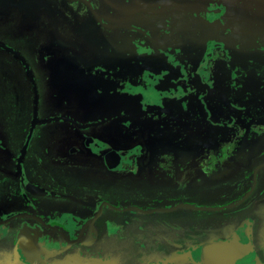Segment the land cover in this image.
I'll list each match as a JSON object with an SVG mask.
<instances>
[{"label": "flooded vegetation", "instance_id": "1", "mask_svg": "<svg viewBox=\"0 0 264 264\" xmlns=\"http://www.w3.org/2000/svg\"><path fill=\"white\" fill-rule=\"evenodd\" d=\"M13 1L38 13L40 55L0 40L30 84L14 89L0 61V264H199L220 242L264 264V21L225 0H149L164 1L150 21L98 0ZM86 10L124 33L92 38Z\"/></svg>", "mask_w": 264, "mask_h": 264}, {"label": "rangeland", "instance_id": "2", "mask_svg": "<svg viewBox=\"0 0 264 264\" xmlns=\"http://www.w3.org/2000/svg\"><path fill=\"white\" fill-rule=\"evenodd\" d=\"M13 0H0V40L3 41H9L15 46H17L19 49L23 50L27 55H40L39 47L40 44L38 43V34L39 33V26H38V13L36 11H29L27 6L25 4H16L17 1ZM25 1V0H24ZM28 1V0H27ZM101 2V5L98 4V9L101 14L103 13L102 9L105 10L106 14L108 17L113 19V16L116 17H121L123 16L122 12L124 9L128 8L130 6V13H132V10H142L140 11L141 14V19L145 16L148 17L149 21L152 19H157L156 18V13L158 9L154 10L152 7H154V4H159V3H164V1H156L152 2L149 0H141L140 2L136 0H98ZM12 2V3H11ZM138 3V5H137ZM153 5V6H152ZM33 8L38 9V3L35 2L33 5H31ZM140 18V17H139ZM143 20H145L143 18ZM78 23L82 25V29L84 30H89L85 33L90 35L92 38H97L98 40H103L107 38H114V39H119L117 36L119 34L122 35L124 33V30L122 28H115V29H108L104 26H99L96 23V20H94L93 16L91 13H89L87 10L86 12H83L80 15ZM60 27H65L66 25L63 24L62 22L59 23ZM148 30H150L152 33L153 32V27L149 28V26L146 27ZM152 29V30H151ZM36 32V33H35ZM128 32V31H127ZM177 32L174 35H163L161 39H159L158 42H164L165 44H172L173 38L176 36ZM130 34L126 33L125 38L130 39ZM54 38V35L52 34L49 43L52 44V39ZM83 41V44H87L88 41L81 40ZM182 43V42H181ZM176 44V43H175ZM53 50L58 52L60 55H93V48H82V49H73V48H68L62 45L56 46L55 48L53 47ZM51 50V51H53ZM122 51L120 48L113 49L112 53H110L109 60L116 56L117 52ZM191 61L195 64L197 55H193L189 57ZM0 61H6V68L5 71L6 73L3 74L5 77H7L10 81L11 78L15 77L16 75L19 78V81L17 82H11L15 83L14 89L18 90L20 87H29L30 84L28 82L29 79H27V75L24 71V69L20 66L18 61L12 57V55L0 48ZM1 70V69H0ZM15 80V79H14ZM21 83V84H20ZM20 84V85H19ZM186 84H190L189 82H186ZM13 85V84H12ZM84 86L87 87L88 92L91 91V89L94 87L93 84L88 85L84 83ZM168 89V88H167ZM90 93V92H89ZM14 96L16 97L17 101L19 102L18 107H17V112L19 113L24 109L21 105L32 102L33 99V94L32 92L26 93L24 96H17L14 93ZM29 100V101H28ZM96 101V99H95ZM94 101V102H95ZM178 107L176 106V110ZM143 112L140 114V117H143ZM6 132L2 135V142L4 143H10L15 146V148H18L20 145V140L19 141H14L13 137L11 135H14L16 133H20L21 129L18 131L14 130V127H11V125H5ZM11 134V135H10ZM21 135V134H20ZM16 150V149H15ZM13 169V165L11 166ZM79 175V174H78ZM13 179L10 178L9 182L13 183L16 182L11 181ZM190 264V263H188Z\"/></svg>", "mask_w": 264, "mask_h": 264}, {"label": "water", "instance_id": "3", "mask_svg": "<svg viewBox=\"0 0 264 264\" xmlns=\"http://www.w3.org/2000/svg\"><path fill=\"white\" fill-rule=\"evenodd\" d=\"M98 19L99 21L101 20L99 17ZM1 45H4V44L1 43ZM13 51L16 53V55L21 57L23 63L27 65L25 60H23L24 57L19 52L15 51L14 49ZM205 248L209 253H207L201 258V261L199 262V264H257V262L255 261L254 257L251 254H248V255L237 254L235 256H230L228 253H229V250L232 249L231 243H223V242L211 243L209 245H206ZM214 251H219V252L223 251L224 253L215 255ZM69 257H72V256H68L62 260L55 261L52 264H72L73 257L70 259Z\"/></svg>", "mask_w": 264, "mask_h": 264}, {"label": "crops", "instance_id": "4", "mask_svg": "<svg viewBox=\"0 0 264 264\" xmlns=\"http://www.w3.org/2000/svg\"><path fill=\"white\" fill-rule=\"evenodd\" d=\"M137 1L140 2L141 0H136V2ZM225 2L230 8L234 7L237 9L238 7L242 15H252L256 19H262L264 21V0H225Z\"/></svg>", "mask_w": 264, "mask_h": 264}, {"label": "bare ground", "instance_id": "5", "mask_svg": "<svg viewBox=\"0 0 264 264\" xmlns=\"http://www.w3.org/2000/svg\"><path fill=\"white\" fill-rule=\"evenodd\" d=\"M158 58V57H157ZM167 62V61H166ZM148 64V63H147ZM157 64V63H156ZM149 65V64H148ZM157 66V65H156ZM161 66V65H160ZM159 67V66H158ZM148 71V70H147ZM153 71V70H152ZM153 83V82H152ZM155 90H157V89H155ZM153 91V90H152Z\"/></svg>", "mask_w": 264, "mask_h": 264}]
</instances>
